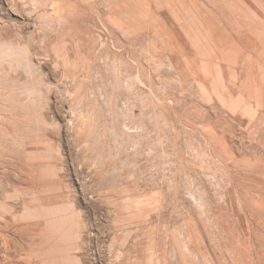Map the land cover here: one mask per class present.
<instances>
[{
    "label": "rangeland",
    "instance_id": "obj_1",
    "mask_svg": "<svg viewBox=\"0 0 264 264\" xmlns=\"http://www.w3.org/2000/svg\"><path fill=\"white\" fill-rule=\"evenodd\" d=\"M0 264H264V0H0Z\"/></svg>",
    "mask_w": 264,
    "mask_h": 264
}]
</instances>
